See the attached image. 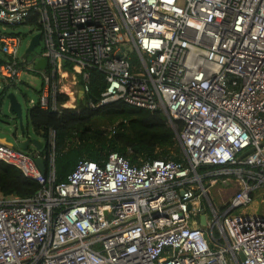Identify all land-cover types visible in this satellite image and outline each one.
I'll return each mask as SVG.
<instances>
[{
    "label": "built area",
    "instance_id": "2783aa9c",
    "mask_svg": "<svg viewBox=\"0 0 264 264\" xmlns=\"http://www.w3.org/2000/svg\"><path fill=\"white\" fill-rule=\"evenodd\" d=\"M0 24L41 35L29 62L22 38L0 31L1 80L42 77L30 108L59 109L62 71L88 95L97 70L107 89L91 108L162 111L184 155L137 167L111 153L56 184L54 155L43 176L39 153L0 145V161L41 185L32 198L0 195V264H264V211L235 214L264 204V0H0ZM220 185L229 198L217 208Z\"/></svg>",
    "mask_w": 264,
    "mask_h": 264
},
{
    "label": "trees",
    "instance_id": "16d2710c",
    "mask_svg": "<svg viewBox=\"0 0 264 264\" xmlns=\"http://www.w3.org/2000/svg\"><path fill=\"white\" fill-rule=\"evenodd\" d=\"M89 73V95L100 102L107 89L105 76L97 70ZM34 91L40 96L42 88ZM68 96L57 95L56 112L38 106L27 111L28 124L44 140L40 157L47 173L54 155L56 184L65 182L80 161L102 165L111 153H118L137 167L155 160L184 162L177 134L162 111L138 109L122 101L91 108L88 98H77L76 109H63L61 105L69 101ZM40 190L41 185L26 177L20 168L0 161L1 196L32 198Z\"/></svg>",
    "mask_w": 264,
    "mask_h": 264
},
{
    "label": "rangeland",
    "instance_id": "374dc122",
    "mask_svg": "<svg viewBox=\"0 0 264 264\" xmlns=\"http://www.w3.org/2000/svg\"><path fill=\"white\" fill-rule=\"evenodd\" d=\"M0 31H3L8 34H17L22 38V43L20 47V56L22 57L23 54L27 51V48L32 40V37L36 34V30H33L32 27L29 26H19V27H8L3 24H0ZM43 48V44L41 43L40 46H38L33 53L27 54L28 61H32L33 58L41 52ZM0 58H3V55L0 53ZM72 73H64L60 75V82H59V91L65 95L68 89L71 88L73 90L69 95L70 99L68 101V105L70 107H74L76 105V93L81 91L80 83L81 78L79 76H75ZM78 85H77V81ZM21 81L23 84L29 85L30 88H26L25 86H22L23 84H18L16 86H10L8 83L4 82L0 78V84H1V90L7 89L8 94H15L19 103L21 104L22 110H23V123L26 128V136L25 138H28L30 140H39L42 143H44V140L40 138L33 130V128L28 124L27 120V111L30 108L29 101L34 100L37 101L39 96L36 94L34 90H40L42 88V77L36 73H28L24 74L21 78ZM2 91H0L1 93ZM79 100V99H78ZM8 102V101H7ZM6 102V103H7ZM8 104V103H7ZM7 104L0 105V136H5L9 141L13 143L14 150L18 151L20 150L17 147V143L20 140H23L24 138L21 136L20 131H18L17 127H15L16 123L15 120L10 114L8 113V107ZM78 106V104H77ZM17 130V131H16ZM25 152V151H23ZM28 155L33 156L34 153H36L33 146H30V150L28 152H25ZM233 189L232 186L227 188V190ZM223 191V187L217 186L215 188H212L209 190V194L214 202V205L218 208L219 201H221L222 198H225L227 200L229 198L228 195H222L221 197L218 196L217 192ZM235 192H230V196H232ZM264 211V204L261 202V198H258L256 201L253 202L252 205L248 207H244L238 211L235 212V214H258L260 215L261 212Z\"/></svg>",
    "mask_w": 264,
    "mask_h": 264
},
{
    "label": "water",
    "instance_id": "95a60500",
    "mask_svg": "<svg viewBox=\"0 0 264 264\" xmlns=\"http://www.w3.org/2000/svg\"><path fill=\"white\" fill-rule=\"evenodd\" d=\"M41 45V35L38 34L35 37L32 38L30 45L27 49V51L25 52V54L23 55V57L25 58L27 54L29 53H33L35 51V49ZM48 68V62L46 59H40L36 65H35V69L37 71L40 70H46ZM5 92V93H3ZM0 101L1 103L4 102V104H7L8 107V113L10 114V116H12L15 120V123L18 125L19 131L21 133V136L24 138L23 140L18 141L17 143V147L25 152H28L30 150V146L32 145L33 148L35 150L41 151L42 148L44 147V143H42L39 140H30L28 138H25L26 136V129H25V125L23 123V110L21 107V104L19 103L17 97L15 94H8V90L7 89H3L2 92L0 93ZM84 97H87L89 100H91L93 103H96L97 100L95 98H93L91 95H84V92L81 90L79 91V95H78V99H82ZM3 105V103H2ZM35 165L37 166L38 170L40 171V173L44 176L47 174L46 171V165L45 162L38 158L35 160ZM201 225L202 226H206V221L204 218H202L201 220ZM241 259L243 260L244 257L243 255H240Z\"/></svg>",
    "mask_w": 264,
    "mask_h": 264
},
{
    "label": "crops",
    "instance_id": "0c3cea01",
    "mask_svg": "<svg viewBox=\"0 0 264 264\" xmlns=\"http://www.w3.org/2000/svg\"><path fill=\"white\" fill-rule=\"evenodd\" d=\"M65 72L64 71H62L61 73H60V75L61 74H64ZM75 77V76H74ZM73 90H71V88L70 89H68V91L66 92V94L67 95H69L71 92H72ZM78 95H79V93H78ZM78 95L76 96V99L78 98ZM69 97H70V95H69ZM85 98V97H84ZM70 99V98H69ZM3 103V105H4V102H2ZM1 102H0V105L2 104ZM7 104V103H6ZM69 106V105H68ZM70 107V106H69ZM15 127H17V129H18V131H19V128H18V125L16 124L15 125ZM17 131V130H16ZM0 145H2V146H4V147H8V148H13V143L11 142V141H9L5 136H0ZM14 150V149H13ZM16 151V150H15ZM19 152H23L22 150H18ZM36 151V153H39L40 154V151H38V150H35ZM25 153V152H24ZM35 154V153H34Z\"/></svg>",
    "mask_w": 264,
    "mask_h": 264
},
{
    "label": "bare ground",
    "instance_id": "6f19581e",
    "mask_svg": "<svg viewBox=\"0 0 264 264\" xmlns=\"http://www.w3.org/2000/svg\"><path fill=\"white\" fill-rule=\"evenodd\" d=\"M67 106H68V103H67ZM0 157H5V153L2 150H0ZM23 163L25 164L24 166H22L24 169L33 171V168L29 164H26L25 162Z\"/></svg>",
    "mask_w": 264,
    "mask_h": 264
},
{
    "label": "flooded vegetation",
    "instance_id": "af4514ba",
    "mask_svg": "<svg viewBox=\"0 0 264 264\" xmlns=\"http://www.w3.org/2000/svg\"><path fill=\"white\" fill-rule=\"evenodd\" d=\"M37 55H38V54H37ZM37 55H36V56H37Z\"/></svg>",
    "mask_w": 264,
    "mask_h": 264
}]
</instances>
